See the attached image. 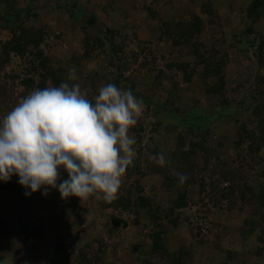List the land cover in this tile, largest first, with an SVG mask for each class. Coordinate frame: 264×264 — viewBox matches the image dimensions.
Returning a JSON list of instances; mask_svg holds the SVG:
<instances>
[{
  "label": "rangeland",
  "instance_id": "1",
  "mask_svg": "<svg viewBox=\"0 0 264 264\" xmlns=\"http://www.w3.org/2000/svg\"><path fill=\"white\" fill-rule=\"evenodd\" d=\"M75 1L77 7L73 9ZM28 9V19L24 13L10 22H0V117L29 91L23 80L33 78L34 90L46 73L34 70L35 49L29 47L23 56L3 50L2 45L11 37V32L3 28L7 25L39 30L48 73L78 83L89 99L99 87L113 83L122 90L138 92L144 99L138 121L144 119L149 99L170 101L172 109H179L171 110L176 118L169 120L167 110L160 114L152 107L145 129L130 132L136 139L135 157L129 166L131 175L125 173L122 178L118 200L138 201L137 168L146 174L141 178L143 195L152 197L164 209L185 190L178 182L172 188L164 185L163 176L153 173L150 163L155 160V148L171 152L176 135L187 134L190 127L183 118L193 107L214 112L220 103L234 105L222 114L233 119L231 123L217 120V126L209 130L207 142L214 149L220 135L235 140L232 122L251 127L252 122L263 124L264 56L259 65L257 47L260 43L264 46V0H0V18ZM151 10L158 19H153ZM250 10L260 16H250ZM162 32H171L177 43L172 45ZM99 37L102 44L96 43ZM113 41L118 52L111 46ZM246 47L249 51L243 52ZM124 61L130 67L123 69ZM172 62L187 66L169 69L166 64ZM72 69L74 79L69 80ZM220 69L225 77L224 96L215 90V73ZM187 76H191L190 81ZM48 86L57 83L50 79ZM260 94L263 102L257 107L261 113L254 116L259 99L253 102L251 95ZM243 108L252 113H235ZM190 125L196 135L205 124L197 118ZM232 142H227L222 151L233 157L231 166L242 173L234 194H229L228 184L219 183V176L212 172V159L209 170L200 176L205 187L199 181L187 186L188 206L175 210L171 217H150L136 206L121 210L116 207V199L111 203L95 198L82 203L76 197L62 199L56 189H49L46 196L3 190L10 181L17 182L15 176L7 183L0 182V260L6 264H144L145 260L149 264H169L170 260L151 250L152 236L163 229L162 242L170 251L184 254L183 264H264V150L261 158L246 152L241 157L240 152L235 154ZM202 155L198 151V157ZM194 161L199 166L203 163L200 157ZM178 170L182 165L172 170L174 175ZM60 176L65 179L66 172L61 170ZM114 218L122 221L120 226H115ZM58 236L70 252L68 260L62 261L64 258L54 253Z\"/></svg>",
  "mask_w": 264,
  "mask_h": 264
},
{
  "label": "clouds",
  "instance_id": "2",
  "mask_svg": "<svg viewBox=\"0 0 264 264\" xmlns=\"http://www.w3.org/2000/svg\"><path fill=\"white\" fill-rule=\"evenodd\" d=\"M142 108L130 90L113 83L99 87L91 99L78 83L67 81L32 90L0 117V182L17 177L25 196L56 189L62 199L113 202L134 161L130 130ZM154 159L167 163L162 153ZM61 170L67 179H61ZM177 177L180 185L188 179L183 173Z\"/></svg>",
  "mask_w": 264,
  "mask_h": 264
},
{
  "label": "trees",
  "instance_id": "3",
  "mask_svg": "<svg viewBox=\"0 0 264 264\" xmlns=\"http://www.w3.org/2000/svg\"><path fill=\"white\" fill-rule=\"evenodd\" d=\"M78 1L74 2V8L75 9L77 7V3ZM68 11L70 13V16L73 17V10L70 8H68ZM152 11V10H151ZM30 10H19L17 11L16 15H10L9 13H5L3 14V16L0 18V22L5 21V22H10L11 20L15 19L16 17L19 18L22 15H24V13L27 15L26 18L28 19V15H29ZM154 14V15H153ZM152 17L153 19H158V15L152 11ZM259 15V13L257 11H253L250 10V16L252 17H257ZM156 16V17H155ZM260 16V15H259ZM94 23V22H93ZM162 22H161V28H162ZM7 27V28H6ZM6 27H3L7 30H9L11 33V37L10 39L5 42L2 46L3 50L5 52H14L16 54H19L21 56H23V54L28 50L29 47H31L32 49L36 50V54L35 57L37 60V64L35 65L36 68H34V70L36 71L37 69H42V71H46V73H44V75L41 77V80L39 81V84L37 85V88L35 89H39V88H44L47 87V83L50 79H53L55 81V83H57V86H59V84L63 81L62 79L60 80L59 77H54L53 75H50L47 71V64H48V58L47 56H45L43 53V49H42V39H41V32L37 29H33L31 27H27L25 28L22 25H18L16 27H11L10 25H7ZM108 30V29H107ZM108 32V31H107ZM171 32L167 34H164V32H162V36H166L167 35V39L170 40L172 42V45H174V43H177V39L175 38V36L173 37L171 34ZM110 34V32H108V35ZM106 35V36H108ZM33 38V39H31ZM185 38V37H184ZM162 39V37H161ZM182 41V39L180 40V42ZM263 41V40H262ZM261 41V42H262ZM97 44H102L103 40L101 37L97 38ZM112 43V48L114 49V51L118 52L117 48H119L116 43L113 41ZM249 42V46L251 47V49H254L255 45ZM258 52H259V57L257 59V62L259 65H261V62L263 61V56H264V46L263 44H259V46L257 47ZM249 49L246 47L244 49L243 52H248ZM254 51V50H253ZM87 53H85L86 55ZM255 55H257V53H254ZM84 55V56H85ZM89 55H87L86 57H88ZM251 58V61L252 57ZM261 58V59H260ZM126 62V61H124ZM130 63L126 62L123 63L122 68L124 69L126 66L130 67ZM166 66L171 69L172 68H183L187 66V63H167ZM261 67V66H260ZM161 75V73L159 75H156V79L160 80L161 77H159ZM215 76L218 79V82L216 83V87L215 90H219V95L220 96H224V88H225V77L224 75H222L221 69L219 71V73H215ZM187 80L190 81L191 80V76H187ZM261 82V81H260ZM262 83V82H261ZM23 84L25 86H27V88L29 89V91H27V93H24L21 95V98H23L25 95H27L28 93L31 92V90L34 87L35 84V80L33 78H29L26 80H23ZM171 84V82H170ZM260 83L256 84V90H257V95L259 94V87H260ZM262 85L264 86V84L262 83ZM36 87V86H35ZM159 88H163V85L161 86V84L159 85ZM173 88H175L174 84H173ZM217 90V91H218ZM131 92L141 101H143L144 99H141L140 95L138 94V92L131 90ZM259 99V103L256 105L260 106L259 104H261L263 101H261L262 99V95L260 94L259 96L256 95H251V98L254 101H258L257 98ZM261 98V99H260ZM152 101V102H151ZM149 99V102L146 103V111H145V115H144V119L139 120L137 122V125L132 128L130 130V132L132 133H136L141 132L145 129V121L147 120L146 117H148V113L152 110V107L154 108L153 110L156 111L157 113L163 114L162 110L165 112V110H167L169 112L165 113L167 118H169V120H175V115L174 113L171 111L175 108V106L172 109V104L170 101L169 103H159L158 101H153ZM143 104V103H142ZM156 106H158V108H156ZM234 106L232 104H229L228 101H226L225 103H220L219 106L216 105V107L214 108H218L217 111L211 110V109H197L196 107L187 114V118H183L184 120H186L188 122L189 127L187 134H179L176 135L175 137V149L171 152L165 153L163 151H161L158 148H155L153 151V154L155 155V157L158 154H164L167 163L164 164L163 166L160 165L159 163H157L155 160L152 162V164L150 163V169H152V172L155 174H161L164 178V185H166L168 188H172V186L174 185L175 182H178V177L177 174L174 175V173L172 172V170H177L178 166L182 165V170L178 172L179 173H183L185 174L188 179L185 181V183L183 185H181L182 187L185 188V190H183L182 192L179 191L177 193V197L175 199H173L170 202V207L164 209L162 208L160 205L156 204L153 200L152 197H147L144 194V187L141 185V178L145 177V172L139 168L135 169L134 171H136V173L140 176V179L136 181L137 183V189L139 190V197L137 198L138 201H133L131 202V199L128 200H118L116 199V207L121 209V210H127V209H131L134 206H136V208H139L141 210H145L147 213V216L150 217H162L165 215V217H171L175 210L177 209H182L188 206L187 203V198H188V193L186 190L187 186H190L191 184H194L195 182H201L200 186L205 187V181L200 179V176L203 172L208 171L210 165L211 160L213 159L215 161V165H213L214 170L212 172H214L216 175L219 176V183H227L228 184V189L227 191H229V194H234L235 188H237V184H236V180L240 178V175L242 174L241 171H237L235 169V166L232 167L230 163L234 162L235 160L233 159V157L228 156V155H224V152L222 151L223 148H225L226 143H230L232 142L230 140V138L223 134L220 135L218 141H216V148H212L210 146V142H207L208 140V133L210 129H213V126H217V120L218 122H225V123H231V121L233 119H230L228 116L227 117H222L224 114L223 110L226 109L227 107H231ZM212 108V107H211ZM165 109V110H164ZM174 110H179V109H174ZM252 110L248 109H238L235 113L237 114H241V113H252ZM255 112V111H254ZM257 112V113H256ZM256 112L254 113L256 115H259V113H261V108L257 107L256 108ZM197 118H202V120H204V126L202 128V130H200V133H196V135L193 134L194 129H193V125H190L192 123V120L197 119ZM263 118V124H259V125H254V123L252 122L251 126L245 124L242 126V124H238V121H234L232 122L233 127L235 128V133H236V138L235 140L232 142L233 146H235V154L237 152H240L241 157H244L243 153H247V155H249L250 157H252L253 155H257L259 158H261V154L264 150V117ZM214 120H216L214 122ZM236 120V119H235ZM183 121V120H182ZM251 121H252V115H251ZM156 127L158 126V123L155 124L153 123ZM219 124V123H218ZM230 124V125H232ZM229 126V125H228ZM160 128V127H159ZM204 128L206 129V132L204 131V133H201ZM193 131V132H192ZM137 132V133H138ZM140 142V137L138 138ZM188 140V141H187ZM141 143V142H140ZM207 143V144H206ZM238 145L240 146V148L238 147ZM210 146V147H208ZM198 151H202V156H199L203 163L202 165L199 166V164L194 161L195 159L197 160L198 157ZM261 156V157H260ZM142 158V155H140V159ZM210 159V160H209ZM240 167V166H238ZM168 171H170L173 175H169ZM177 172V171H176ZM131 175L129 167L126 170V175ZM128 175V176H129ZM67 176V173H66ZM65 179H67V177H65ZM213 188L215 189L216 186H213ZM212 188V189H213ZM2 189H10L11 191H16L19 190L21 193L25 192V189L22 188L18 182L16 181H10L9 183H7L6 185H4L2 187ZM231 194V195H232ZM125 203H124V202ZM114 207V206H113ZM163 214V215H162ZM156 219V218H155ZM157 220V219H156ZM121 220L119 218H114L113 219V223L115 224V226H120L121 224ZM175 223V222H174ZM163 229H160V231L158 233H156L155 235L152 236V245H151V250H153V254L158 253L161 257H163L165 260H170L169 264H183V259H184V254H177L175 252L170 251L165 245L164 242H162L161 239V235L163 234ZM64 243L61 241L60 237H56V246L54 249V253L56 254V256H59L61 258H64L62 261L64 260H68V256H69V251H67V248L64 247ZM90 248V245H89ZM60 259V258H59ZM144 264H149V263H145L147 262L146 260L143 261Z\"/></svg>",
  "mask_w": 264,
  "mask_h": 264
},
{
  "label": "crops",
  "instance_id": "4",
  "mask_svg": "<svg viewBox=\"0 0 264 264\" xmlns=\"http://www.w3.org/2000/svg\"><path fill=\"white\" fill-rule=\"evenodd\" d=\"M152 38V37H151Z\"/></svg>",
  "mask_w": 264,
  "mask_h": 264
}]
</instances>
